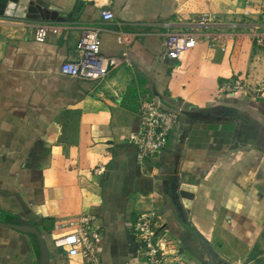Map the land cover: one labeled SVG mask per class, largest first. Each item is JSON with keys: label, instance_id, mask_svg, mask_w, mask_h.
<instances>
[{"label": "crops", "instance_id": "1", "mask_svg": "<svg viewBox=\"0 0 264 264\" xmlns=\"http://www.w3.org/2000/svg\"><path fill=\"white\" fill-rule=\"evenodd\" d=\"M30 1L67 13L52 23L68 28L38 42L39 22L0 17V222L37 227L49 264H85L54 240L86 216L100 264H147L131 231L147 212L186 264L254 262L264 235V49L253 39L264 36V0H113L112 22L101 17L106 0ZM201 14L221 27L207 31L213 40L162 58L163 25ZM85 27L101 29L104 56L123 60L100 83L60 72L83 58ZM239 79L237 95L221 93ZM144 95L180 115L164 152L140 165L129 137ZM181 185L196 188L189 213ZM39 253L33 237L0 226V264H38Z\"/></svg>", "mask_w": 264, "mask_h": 264}, {"label": "built area", "instance_id": "2", "mask_svg": "<svg viewBox=\"0 0 264 264\" xmlns=\"http://www.w3.org/2000/svg\"><path fill=\"white\" fill-rule=\"evenodd\" d=\"M113 0L101 3V17L104 22L115 19L110 9ZM100 5V0H97ZM163 42L162 58L177 59L182 53L199 45L202 39H211L212 29H220L216 18L211 14H201L185 21L181 17L166 22ZM68 27L52 22H39L35 28V40L44 42L48 35H60ZM101 29L85 27L82 30L78 49L83 54L79 61H67L61 67V74L73 79L100 83L106 80L111 72L121 63L122 59L106 57L101 52ZM213 40V39H211ZM254 42L264 49V36L254 35ZM241 80L234 83H225L221 87L222 94H234L244 88ZM179 111H170L162 108L148 95L139 99V117L141 128L129 137V142L139 149L138 162L143 165L147 160H157L166 149L171 133L179 122ZM94 218L81 217L70 225L75 231L54 240L57 249H67L70 257L82 255L85 264H100L90 232ZM132 233L138 241L140 252L147 264H167V260L180 253L176 240L171 238L164 229L160 216L154 212L138 215L132 224Z\"/></svg>", "mask_w": 264, "mask_h": 264}, {"label": "water", "instance_id": "3", "mask_svg": "<svg viewBox=\"0 0 264 264\" xmlns=\"http://www.w3.org/2000/svg\"><path fill=\"white\" fill-rule=\"evenodd\" d=\"M0 17H15L35 22H66L68 15L56 8H44L30 0H0ZM192 120H207L210 116L201 112H184ZM196 188L181 185L179 196L183 200L185 211L190 212L195 198ZM0 226L7 227L29 235L35 239L39 247L38 264H49V254L41 231L34 225L23 220H9L0 222ZM210 253V251L208 252Z\"/></svg>", "mask_w": 264, "mask_h": 264}, {"label": "rangeland", "instance_id": "4", "mask_svg": "<svg viewBox=\"0 0 264 264\" xmlns=\"http://www.w3.org/2000/svg\"><path fill=\"white\" fill-rule=\"evenodd\" d=\"M258 248H259L258 249L259 253L257 254L256 260L254 262H252L251 259L249 258L248 263H245L246 262V259H245L242 262L240 261V263H238V264H264V235L262 238H259ZM179 249L180 248H177V250H179ZM167 264H186V261L184 258H182L180 253H178V255L176 257H171V259H168ZM205 264H210V262H208V260H206Z\"/></svg>", "mask_w": 264, "mask_h": 264}]
</instances>
